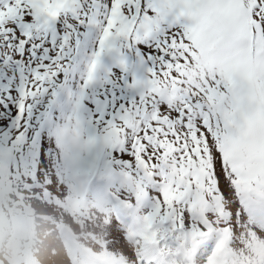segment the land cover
<instances>
[{
    "label": "snow or ice",
    "instance_id": "6c2138e0",
    "mask_svg": "<svg viewBox=\"0 0 264 264\" xmlns=\"http://www.w3.org/2000/svg\"><path fill=\"white\" fill-rule=\"evenodd\" d=\"M5 144L42 195L104 171L165 239L239 255L264 232V0H0Z\"/></svg>",
    "mask_w": 264,
    "mask_h": 264
},
{
    "label": "rangeland",
    "instance_id": "374dc122",
    "mask_svg": "<svg viewBox=\"0 0 264 264\" xmlns=\"http://www.w3.org/2000/svg\"><path fill=\"white\" fill-rule=\"evenodd\" d=\"M1 149V264H71V255L60 244L64 235L78 243L76 264H85L83 260L88 257L103 258L109 263L139 264L137 259L143 253L144 237L152 247L148 253L155 248L156 254L164 253L175 264H222L223 260L227 261L226 264H264V232L257 230L256 235L245 236L243 251L239 255L241 245L227 242L223 260L216 261L215 249L211 246L196 249L195 232L185 231L181 236L165 239L160 227L150 229L142 210L128 211L120 203V209L136 224L132 234L137 235V242L129 240L131 232L121 224L119 228L124 239L116 240L111 233V223L115 220L103 194L106 189L112 190L107 173L100 171L93 178L74 171L69 176L67 195L66 190L56 186L50 196L43 197L39 191L42 187L36 186L33 178L31 160L22 159L20 153L9 145H0ZM84 188H87V197L85 203H81L79 196ZM79 222L82 226H78ZM85 245L89 246L90 252L84 250Z\"/></svg>",
    "mask_w": 264,
    "mask_h": 264
},
{
    "label": "bare ground",
    "instance_id": "6f19581e",
    "mask_svg": "<svg viewBox=\"0 0 264 264\" xmlns=\"http://www.w3.org/2000/svg\"><path fill=\"white\" fill-rule=\"evenodd\" d=\"M67 242L71 243L69 242V240ZM144 260L151 262V264H172L171 261L167 260L164 256L156 254H151L149 259H146V257H144Z\"/></svg>",
    "mask_w": 264,
    "mask_h": 264
}]
</instances>
